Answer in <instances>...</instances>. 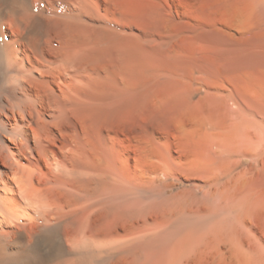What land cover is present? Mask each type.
Masks as SVG:
<instances>
[{"label":"bare ground","instance_id":"1","mask_svg":"<svg viewBox=\"0 0 264 264\" xmlns=\"http://www.w3.org/2000/svg\"><path fill=\"white\" fill-rule=\"evenodd\" d=\"M0 264H264V0H0Z\"/></svg>","mask_w":264,"mask_h":264}]
</instances>
